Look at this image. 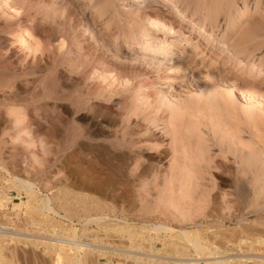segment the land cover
Listing matches in <instances>:
<instances>
[{
  "label": "rangeland",
  "instance_id": "374dc122",
  "mask_svg": "<svg viewBox=\"0 0 264 264\" xmlns=\"http://www.w3.org/2000/svg\"><path fill=\"white\" fill-rule=\"evenodd\" d=\"M136 1L0 0L1 264H53L61 223L90 245L82 264L186 263L182 229L264 264V191L242 159L264 165V0ZM225 81L248 100L205 104Z\"/></svg>",
  "mask_w": 264,
  "mask_h": 264
},
{
  "label": "bare ground",
  "instance_id": "6f19581e",
  "mask_svg": "<svg viewBox=\"0 0 264 264\" xmlns=\"http://www.w3.org/2000/svg\"><path fill=\"white\" fill-rule=\"evenodd\" d=\"M258 1H260V0H258ZM142 1L141 0H137L136 1V3L134 4L135 6H137L136 4H138V3H141ZM243 2V1H242ZM134 6V7H135ZM65 8H67L68 7V9H69V5L68 4H65V6H64ZM137 7H139V6H137ZM255 7H257V6H255ZM254 7V8H255ZM256 9V8H255ZM255 9H253L252 11H254ZM258 9V8H257ZM234 11V12H233ZM232 12L234 13V15H233V20H234V23H232V25H230L231 26V29L230 30H234L238 25H240V24H242V21L244 20V19H246V17H247V14L248 13H250V10H249V8L244 4V2H243V5L241 6V7H236V9H234ZM232 18V17H231ZM246 21V20H245ZM243 25V24H242ZM258 25V24H257ZM257 25H253V28H254V26L255 27H257ZM155 26H156V24L155 23H150V29L149 30H153L154 28H155ZM229 26V25H228ZM241 26V25H240ZM261 26V25H260ZM259 27V26H258ZM238 28V27H237ZM260 29V28H259ZM162 30H163V33H168L169 35L171 34V35H173L174 34V32L172 33V31L171 30H168L165 26L164 27H162ZM236 30V29H235ZM247 32H253L252 30H247ZM25 33H26V35H29V34H31V30L30 29H27L26 31H25ZM256 33V32H255ZM254 33V34H255ZM242 34V33H241ZM240 34V35H241ZM249 34V33H248ZM248 34H244V35H246V36H248ZM253 33H251V35L250 36H253L252 35ZM244 35L242 36V38H244V39H247L246 37H244ZM241 38V39H242ZM249 39H250V37H249ZM143 40V41H142ZM142 40H138V43H141V42H143V44H146L147 42L149 43V41L150 40H145V39H142ZM240 40V39H239ZM243 40V39H242ZM248 40V39H247ZM241 42V41H240ZM244 42V41H243ZM246 42V41H245ZM142 44V45H143ZM154 55H157V53H155ZM158 59V61L159 62H161V61H164V60H166L164 57H160V58H157ZM178 70H179V68L176 70V71H174V73L177 75L178 74ZM251 71V70H250ZM264 74V73H263ZM222 84H224V88H221L222 89V91L223 90H225L224 92H220V91H218V92H216L215 91V88H214V90H213V88H212V86H211V88L212 89H210L209 87L210 86H208V88L210 89V90H205L206 92H203V94H202V97H204L205 98V100H204V98H203V100L205 101V104L206 103H208V105L209 104H215V103H217L218 102V100L220 99L221 101H219V102H223L224 100H225V98H226V100L228 99V100H230L229 102H231L232 100H234V97H235V93L237 92V89H236V91L235 92H233V89H235V87H234V85H232V84H230V83H226V81H225V83H222ZM6 87V85H4V88ZM9 87V86H8ZM7 88V87H6ZM3 89L2 88V90H7V89ZM14 88V87H13ZM207 88V89H208ZM1 90V91H2ZM8 90H9V88H8ZM1 91H0V93H1ZM239 95H241L243 98H244V100L246 101V100H248V97H247V95H245L244 94V92L242 93V92H237ZM4 97V96H3ZM233 98V99H232ZM224 101L225 103L226 102H228V101ZM218 102V103H219ZM223 102V103H224ZM233 102V101H232ZM231 102V103H232ZM193 104H196V103H193ZM222 104V103H221ZM196 139V138H195ZM231 141V140H230ZM231 143V142H230ZM232 147V146H231ZM245 155V154H244ZM242 155V159H243V164H245V165H247V167H248V169L251 167V166H255L254 168H255V170H254V172H253V174H252V176H253V178L250 180V181H248V187L250 186L251 188H252V190H254V191H264V165L263 164H260V165H258L257 163H254L253 161H252V159L249 157V154H247V155ZM249 158V159H248ZM242 165V164H241ZM253 168V169H254ZM246 169V168H245ZM247 169V170H248ZM251 169V168H250ZM253 169H251V170H253ZM19 183L21 184V187H22V189H24V190H26V191H28L29 193H32V195L34 194V193H37L36 191H35V188L33 187V185L32 184H30V183H28V182H26V181H23V180H20L19 181ZM241 184H242V182H241ZM239 186H240V184H239ZM242 186V185H241ZM39 193H40V191H38ZM27 194V193H26ZM161 197V196H160ZM43 200V204H44V210L46 211V213L48 212V213H50V214H53V216H55V217H57V218H60L61 219V216H60V214L58 213V210L56 211L53 207H51L50 206V201L51 200H49V198H47V197H45L44 199H42ZM157 203V202H156ZM159 203V202H158ZM160 204V203H159ZM162 205H164V204H162ZM160 206V205H159ZM60 207V206H59ZM141 208V207H140ZM154 208V207H153ZM158 209H159V207H157ZM156 208V209H157ZM161 208V207H160ZM162 208H163V206H162ZM146 210V209H145ZM160 210V209H159ZM158 210V211H159ZM163 210V209H162ZM43 211V210H42ZM153 211V210H152ZM154 213V212H153ZM163 213V212H162ZM67 214V213H66ZM152 214V213H151ZM64 215V214H63ZM106 217V216H105ZM47 218V217H46ZM102 218V217H101ZM105 219V218H104ZM63 220V219H62ZM70 223H72L71 221V219L70 218H68L67 219ZM51 221V220H50ZM64 221V220H63ZM89 221H91V220H89ZM183 221V220H182ZM57 222H59L58 220H57ZM61 223V222H60ZM89 222L87 221V223L86 224H88ZM56 224V223H55ZM64 224V223H63ZM62 223H61V225H59L60 226V228H61V230H60V232H57V231H55L54 233H52L53 234V238H51V239H48V240H46V242H47V244L49 245V246H51L54 250H55V253H54V251H53V256H54V260H52L53 261V264H82V256H84V255H86V252H88V251H91V247H90V245H88V243H79L78 241H76V240H78V232H77V230L76 229H74L73 227H67V225H66V227L67 228H63V225ZM86 224H84L85 226H86ZM52 226V225H51ZM157 226V225H156ZM154 227L153 229H151V230H154V231H156L157 230V232L158 231H163L164 233H170V232H172V228L171 227H169V226H167V225H159L158 227ZM201 226V224H198V223H195L194 224V227H200ZM50 230H52L51 228H50ZM2 232V231H1ZM51 232H53V231H51ZM81 232H82V230H81ZM84 232V231H83ZM86 232V231H85ZM60 233H62V234H60ZM87 233V232H86ZM81 234V233H80ZM194 235H191L188 231H186V229H182L181 231H178L177 232V235H178V237H180V239L181 240H183V243H185L186 245L184 246V245H182V246H178L177 244V246L175 245V248L174 249H182V250H180V251H182V253L184 252V251H186L187 249H189V248H187V246H189V247H191L192 249H193V251H194V256H195V258L196 257H199V255H200V253L201 254H203V255H207V262L209 261L210 262V264H230L229 262H227V261H222L221 259L220 260H218L219 259V257H217L216 258V255H218L219 253H218V251L217 252H215L214 250L212 251H207V249L205 248V246L203 247L202 245L200 246V245H198V243L196 242L197 241V233H193ZM3 235V234H2ZM83 235H84V233H83ZM87 235V234H86ZM86 235H84V236H86ZM13 236H15V235H13ZM87 237H88V235H87ZM2 238H5V239H7V238H11V237H7L6 235L5 236H1L0 235V240L2 239ZM14 239H15V237H14ZM86 239V238H85ZM149 240V239H148ZM2 241H4V239H2ZM7 241V240H6ZM149 241H151V240H149ZM42 242H44V241H42ZM44 244V243H43ZM149 244V243H148ZM1 245V244H0ZM36 245V244H35ZM93 245V244H92ZM91 245V246H92ZM98 247V246H97ZM131 247V249H133V247L134 246H130ZM137 248H140L139 246L137 247ZM190 248V249H191ZM69 250L70 251H72L73 250V254L72 255H70L71 256V258L69 257ZM62 251H65L64 253H62ZM151 251V250H150ZM172 252V251H171ZM154 253V252H153ZM182 253H177V254H182ZM206 253V254H205ZM51 254V253H50ZM62 254H64L65 256H62ZM90 254V253H89ZM104 254V253H103ZM155 254H156V252H155ZM173 254L175 255L176 254V251L174 250L173 251ZM102 255V254H101ZM185 255V254H184ZM192 255V256H193ZM73 256V257H72ZM87 256V255H86ZM96 256V255H95ZM193 256V257H194ZM85 257V256H84ZM100 257V256H99ZM149 257V256H148ZM154 257V256H153ZM156 257V256H155ZM209 257V258H208ZM194 258V259H195ZM221 258V257H220ZM84 259V258H83ZM192 259L191 258V260H189L188 259V261L186 262V263H183V264H195L196 262H194L195 260H198V259ZM136 260V259H135ZM139 259H137V261H138ZM264 260V259H263ZM84 261V260H83ZM147 262V261H146ZM0 264H1V262H0Z\"/></svg>",
  "mask_w": 264,
  "mask_h": 264
},
{
  "label": "crops",
  "instance_id": "0c3cea01",
  "mask_svg": "<svg viewBox=\"0 0 264 264\" xmlns=\"http://www.w3.org/2000/svg\"><path fill=\"white\" fill-rule=\"evenodd\" d=\"M48 185H50V184H48ZM42 187H43V188H45V185H44V184H42ZM46 187H50V186H47V185H46ZM44 191H45V190H44Z\"/></svg>",
  "mask_w": 264,
  "mask_h": 264
}]
</instances>
